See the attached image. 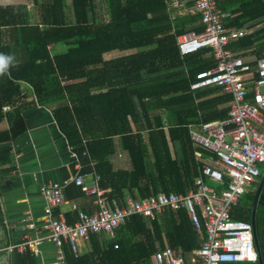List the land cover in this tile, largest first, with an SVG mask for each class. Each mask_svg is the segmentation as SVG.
Instances as JSON below:
<instances>
[{"label": "trees", "instance_id": "16d2710c", "mask_svg": "<svg viewBox=\"0 0 264 264\" xmlns=\"http://www.w3.org/2000/svg\"><path fill=\"white\" fill-rule=\"evenodd\" d=\"M33 1L35 22L26 4H0V53L11 55L9 37L28 54L0 75V120L6 117L9 123L0 141L24 129V105L18 100L26 82L35 96L32 104L53 106V118L73 149L81 152L85 140L99 173L98 186L107 189L110 201L123 205L127 194L139 197L143 192L186 193L202 165L187 125L225 118L231 99L215 85L190 89L197 71L215 64L210 48L181 55L176 43L179 33L202 30L200 15H150L165 9L166 0H72V7L68 0ZM216 1L221 10H230L227 27L249 30L231 39L228 47L243 54L254 46L257 56L264 54V0ZM133 47L137 50L104 56L109 50ZM4 103L14 109L3 114ZM98 128L104 133L93 136ZM115 137L128 153L131 168L113 165ZM67 191L84 193L75 186ZM244 195L249 202L243 206L239 200L231 215L250 222L254 217L255 245L264 264V189L255 212V192ZM89 241L91 248L78 255L64 242L65 264H153L152 254L166 244L184 255L200 245L184 208L166 209L154 219L130 215L114 238L92 232ZM5 243L0 241V247Z\"/></svg>", "mask_w": 264, "mask_h": 264}, {"label": "built area", "instance_id": "2783aa9c", "mask_svg": "<svg viewBox=\"0 0 264 264\" xmlns=\"http://www.w3.org/2000/svg\"><path fill=\"white\" fill-rule=\"evenodd\" d=\"M188 3L193 6L188 7ZM166 5L178 12L200 15L202 30L181 32L176 36V43L181 55L210 48L208 53L215 64L197 71L190 89L215 85L221 93L230 94L227 116L187 125L195 157L202 165L194 186L186 193L159 191L148 195L143 192L139 197L127 194L123 205L110 201L106 197L107 189L98 186L99 173L94 169L95 161L88 156L85 140H82L81 152L69 146L72 175L49 180L39 187L45 200L42 225L48 230L47 237L56 246L60 261H64V242L78 255L82 252L81 241H88L90 233L104 232L108 238H114L116 228L130 215L154 219L166 209L184 208L199 234L200 245L184 255L166 244L152 254L153 264H258L254 227L250 221L233 218L231 208L248 193L247 187L255 184L258 187L262 178L259 197L264 189V90L261 89L264 54L247 58L228 47L231 39L246 31L227 27L229 13L218 8L216 0H166ZM85 167L88 171H84ZM204 175L214 179L218 186L211 185ZM85 176H90L89 184ZM70 185L89 195L94 205L92 210L78 209L71 222L52 210L66 201L65 191ZM41 238L26 237L7 247L38 251Z\"/></svg>", "mask_w": 264, "mask_h": 264}, {"label": "crops", "instance_id": "0c3cea01", "mask_svg": "<svg viewBox=\"0 0 264 264\" xmlns=\"http://www.w3.org/2000/svg\"><path fill=\"white\" fill-rule=\"evenodd\" d=\"M15 3H21V1L0 0V4ZM31 3L36 10L34 8L35 12L32 14L29 12L30 21L35 22L37 20V6L33 0ZM68 4L72 7V0H68ZM70 10L72 14L73 9ZM226 12L229 13L230 10ZM163 13H168L170 16L190 14L172 10L167 6L165 9L150 13V15ZM242 30H245V33L249 31L245 28ZM10 39L7 37L11 46V55L15 58L14 63L22 62L28 56L25 46ZM59 47L60 45L57 44L56 48L60 49ZM253 47L242 50L243 54L241 55L247 58L257 56ZM136 50V47L116 48L105 52L104 56L105 58H112ZM34 99L32 87L23 82L22 95L18 104L24 105L21 111L24 129L16 136L9 134L7 139L0 141V241H6L5 245L0 247V264H65V261L58 259L57 248L48 239V230L42 225L45 215V200L39 187L49 180L72 175L73 167L69 158L70 145L53 118V106L32 104ZM3 106L9 108L4 110L2 109ZM11 109L14 107L6 105V103L1 106L3 114ZM164 129L167 131L166 127ZM7 130H9V123L6 117H3L0 120V133ZM103 133V129L98 128L91 134L97 136ZM115 138L116 152L111 156L113 165L116 168H131L132 163L128 153L121 148L119 138ZM253 187L257 189V184ZM65 197L66 201L55 206L52 210L54 214L62 213L69 222L72 218L74 220L78 209L92 210L94 207L91 203V197L85 193L69 192L66 189ZM30 222L33 223L32 226L29 224ZM26 237H42L38 244V251H19L7 247L9 244L20 242ZM81 242L82 251L91 248L89 240H82Z\"/></svg>", "mask_w": 264, "mask_h": 264}, {"label": "rangeland", "instance_id": "374dc122", "mask_svg": "<svg viewBox=\"0 0 264 264\" xmlns=\"http://www.w3.org/2000/svg\"><path fill=\"white\" fill-rule=\"evenodd\" d=\"M16 1H21V3H23V1H26V3H24V4H29L28 5L29 7L28 6L27 7L29 9L30 14H32L33 12H35L36 8L35 7H32L33 6L32 3H31L32 0H16ZM34 8H35V10H34ZM261 89L264 90V86H262ZM260 176H261V174L258 176V178ZM85 182H87V184H89V182H90V176H85ZM209 183L211 185L215 186V187L218 186L217 182H215L214 179H209ZM246 189L249 190V191H251V192H255L256 191L255 187H253V186H249ZM247 202H249V201L246 198V196L245 195H242L241 196V199H240V202H239L240 205H243L244 206V204L247 203Z\"/></svg>", "mask_w": 264, "mask_h": 264}, {"label": "clouds", "instance_id": "9594fccd", "mask_svg": "<svg viewBox=\"0 0 264 264\" xmlns=\"http://www.w3.org/2000/svg\"><path fill=\"white\" fill-rule=\"evenodd\" d=\"M14 56L0 53V75L6 73L14 63Z\"/></svg>", "mask_w": 264, "mask_h": 264}, {"label": "water", "instance_id": "95a60500", "mask_svg": "<svg viewBox=\"0 0 264 264\" xmlns=\"http://www.w3.org/2000/svg\"><path fill=\"white\" fill-rule=\"evenodd\" d=\"M262 184H263V178L261 179V182H260V184L258 185V187H257V189H256V191H255V200H254V203H253V211H254V209H255V207H256V203H257V200H258V198H259V192H260V189H261V186H262ZM255 212V211H254ZM251 223H252V225H253V227H254V217L252 216V218H251ZM254 233H255V231H254ZM256 240V239H255ZM258 263L259 264H261V259H260V257H259V259H258Z\"/></svg>", "mask_w": 264, "mask_h": 264}]
</instances>
